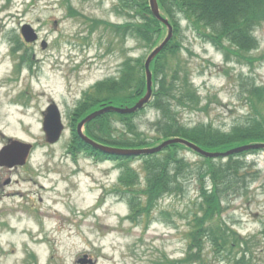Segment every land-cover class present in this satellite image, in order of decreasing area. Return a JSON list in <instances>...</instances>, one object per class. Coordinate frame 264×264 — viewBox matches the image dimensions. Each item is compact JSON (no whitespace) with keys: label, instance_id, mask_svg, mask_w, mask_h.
<instances>
[{"label":"rangeland","instance_id":"374dc122","mask_svg":"<svg viewBox=\"0 0 264 264\" xmlns=\"http://www.w3.org/2000/svg\"><path fill=\"white\" fill-rule=\"evenodd\" d=\"M69 6L81 15L70 16ZM117 6L118 0H0V88L8 83L0 89V140L8 144L12 137L34 144L24 168L15 171L26 181L14 187L0 184V244L4 248L0 264H76L85 254L96 264H189L186 259L190 257V264H239V258H243L241 264H264V151L243 156L248 165L243 171L249 175L247 187L230 189L221 184L217 188L225 209L214 223L226 227L228 234L233 233L228 228L241 234L229 242L217 240L224 242L220 247L214 245L211 233L201 238L199 247L192 243L193 212L203 202L196 201L203 184L199 177L203 162L192 151L179 152L186 159L177 170L176 187L181 189L169 192L149 217L139 215L136 221L127 219L131 206L120 184V163L74 153V122L70 119L74 102L94 86L98 93V82L120 77L122 60L141 57L144 61L152 49L146 41L130 37L129 32L121 41L105 26L90 35V47H81V34L86 35L92 23L89 18L128 25L139 22L138 18L130 20V9L121 7L116 14ZM25 23L37 30L40 40L29 48V56L35 55L33 66L23 67L22 72L18 71L19 56L28 48L24 46L17 55L7 51L14 46L11 38L22 37ZM181 27L178 57L203 98V106L180 108L177 119L186 127L211 123L230 129L247 112L245 91L253 83L264 82V60L252 64L227 61L223 51L206 43L185 21ZM255 32L259 49L252 55L259 57L264 54V25ZM148 36L158 38L155 29ZM165 36L166 29L159 38ZM41 40L47 41L48 47L43 48ZM76 66L78 70L72 71ZM52 100L65 124L56 143L46 141L42 125V112ZM157 118L156 110L149 106L135 116L132 125L116 119L113 135L140 134L156 146L162 136ZM139 164L135 162V166ZM46 214L55 216L49 219ZM36 239L46 243L38 244Z\"/></svg>","mask_w":264,"mask_h":264},{"label":"trees","instance_id":"16d2710c","mask_svg":"<svg viewBox=\"0 0 264 264\" xmlns=\"http://www.w3.org/2000/svg\"><path fill=\"white\" fill-rule=\"evenodd\" d=\"M131 11L136 10L141 17V23L128 25L130 36L146 41L151 47L162 36V24L154 18H147L149 11L148 0H122ZM162 10L170 17L175 26V33L181 32V24L186 22L188 28L204 41L212 43L224 52L227 61H247L249 64L263 60L264 55L254 57L252 51L257 49L259 41L255 37L254 29L264 25V0H159ZM136 5H139L136 8ZM155 29L158 34L148 36L149 31ZM181 40L175 36L167 48L156 57L153 67L154 80L157 83L154 99L149 106L158 112L157 130L162 137L181 136L196 142L208 150L225 151L238 145L264 142V82L253 83L246 91L247 112L243 120L231 126L230 129L215 127L213 124L199 123L187 126L177 119L179 109H202L203 98L191 82L189 72L183 68L178 57L181 50ZM172 61L173 65H170ZM142 58H127L122 65L120 77L108 79L97 87L95 95H91L76 108L74 118V153L84 152L97 161L111 160L120 163L122 174L120 184L127 193V201L131 206L130 219L136 221L139 215L145 218L157 207V202L166 194L174 190L184 165V158L180 156L181 144L171 145L157 154L140 157L117 156L104 153L82 141L76 132V126L82 118L102 102L116 105H133L146 92V79ZM202 105V106H201ZM138 113L119 114L106 113L86 126V133L95 141L115 147L136 148L152 144L140 134L113 135L116 119L130 124ZM132 125V124H130ZM135 128V126H133ZM230 156L226 162L204 159L199 173L200 180L205 181L208 176L212 189L206 190L201 186L198 209L193 212L194 231L190 234L193 245L201 244V238L211 233L214 245H224L230 234L227 228L214 220L223 212L221 201L217 197V188L224 184L232 186H248V173H243L248 167L245 165L247 153ZM179 153V154H178ZM134 161L140 162L136 167ZM178 170V171H177ZM213 180V181H212ZM227 180V181H226ZM217 181L221 183H217ZM233 188V190H235ZM207 200L206 204L204 201ZM162 215H165L164 213ZM212 222L211 226H205ZM222 239L221 244L217 240ZM228 242V241H227Z\"/></svg>","mask_w":264,"mask_h":264},{"label":"water","instance_id":"95a60500","mask_svg":"<svg viewBox=\"0 0 264 264\" xmlns=\"http://www.w3.org/2000/svg\"><path fill=\"white\" fill-rule=\"evenodd\" d=\"M151 5H152V11L153 13L160 18L161 20H163L164 22L168 23L166 19H163L160 16V12H159V7H158V2L157 0H151ZM23 34L25 35V37L27 38V40H32L36 37V35L34 34L33 29L30 27V25H25L23 28ZM169 40V38H167L163 44H161L158 48H156L154 50V52L149 56L147 62H146V69H147V83H148V88H147V92L145 94V96L143 98H141L134 106L132 107H126V108H121V107H116L113 105H109L106 106L102 109H99L97 111H94L93 113H91L90 115H88L84 120H82L80 123H78V134L80 135V137L87 142V144H90L96 148H99L101 150H104L106 152L109 153H115V154H120V155H140V154H149V153H154V152H158L159 150H162L164 147L176 143V142H181L185 145H187V147H190L192 149H194L195 151L199 152L200 154L207 156V157H225V156H230V154H234V153H240L243 151H247V150H251V149H264V143H251L249 144H245L242 146H238L236 148H233L227 152H208L205 151L203 149H201L199 146H197L196 144L185 140L183 138H174V139H169L164 141L162 144H160L159 146L155 147V148H146V149H117V148H112V147H107L104 145H100L98 143H96L95 141H93L92 139H90L87 135L83 134L82 128L83 126L90 121L91 119L103 114V112H108V111H113V112H119V113H133L134 111L137 112V110L142 109L151 99L152 97V93H153V89H152V73L150 72L149 68V64L152 60L153 57H155L158 52L162 49V47L167 43V41ZM64 129V126L62 125V120H61V115L60 112L58 110V108L55 105H51V107L49 108V113L46 114V118L44 121V130L47 133V139L49 142L54 143L56 141L59 140L62 131ZM14 146H16V150L17 152H11L9 151L8 154L9 155H13V157L11 158V161L8 162L9 165H13L16 163H22L24 164L26 161V158L28 157V153L32 147V144H28V143H22V142H18L15 141ZM79 263H88L90 262V264H94V262L87 258V255H85L82 258H79L78 260Z\"/></svg>","mask_w":264,"mask_h":264},{"label":"flooded vegetation","instance_id":"af4514ba","mask_svg":"<svg viewBox=\"0 0 264 264\" xmlns=\"http://www.w3.org/2000/svg\"><path fill=\"white\" fill-rule=\"evenodd\" d=\"M29 44H31V43H29ZM29 44H28V46H29ZM32 44L36 45L37 41H35V43H32ZM9 143H10V141L8 140V144ZM8 144H4L3 142L1 143V140H0V154L4 150V147H6V145H8ZM23 168H24V166H18V165L17 166L14 165L13 167L12 166H3L2 167L0 165V184H1V182H3L4 185H8V187H10V186L16 185L18 183H21L20 180L18 181L17 179H14V178H16V177L23 178L22 176H17L19 174H17V172H15V171H20ZM6 174L8 175L7 177H5ZM2 178H3V180H2ZM23 181H26V178H23Z\"/></svg>","mask_w":264,"mask_h":264},{"label":"bare ground","instance_id":"6f19581e","mask_svg":"<svg viewBox=\"0 0 264 264\" xmlns=\"http://www.w3.org/2000/svg\"><path fill=\"white\" fill-rule=\"evenodd\" d=\"M55 216V215H54ZM54 216L53 215H49V214H46V217L47 218H49V219H53L54 218ZM24 234L26 235V230H24ZM37 241V243L38 244H45L46 243V240L45 239H36Z\"/></svg>","mask_w":264,"mask_h":264}]
</instances>
